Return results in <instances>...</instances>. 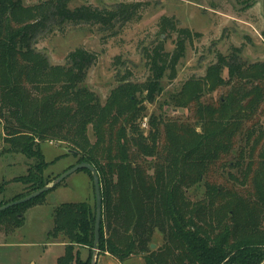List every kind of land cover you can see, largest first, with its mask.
<instances>
[{
  "label": "trees",
  "instance_id": "trees-1",
  "mask_svg": "<svg viewBox=\"0 0 264 264\" xmlns=\"http://www.w3.org/2000/svg\"><path fill=\"white\" fill-rule=\"evenodd\" d=\"M20 1L0 0V120L8 152L37 163L34 172L29 169L27 173L33 176L32 192L46 187L43 173L50 164L41 145L48 141L66 144L78 164L89 163L101 178L104 211L99 254L107 252L121 262L141 257L146 264H263L264 177L259 175L264 176V133L255 140V131L246 134L251 161L243 165L241 149V160L236 163L244 177V171L253 174V191L244 195L202 182L233 152L236 138L264 103V65L247 68L240 60V48L229 56L219 53L217 65L205 80H211L214 90L228 84L227 99L203 105L200 96L188 90L194 108L208 114L201 125L203 134L199 136L179 121L153 124L152 120L153 130L145 136L138 124L144 117L143 108L135 88L126 85L130 75L119 81L123 86L102 105L85 85L97 60L95 52L77 48L66 59L68 70L58 69L33 45L35 33L50 21L113 29L140 20L150 4L122 2L104 9L90 5L71 10L72 0H52L50 11L23 24L14 18ZM158 27V40L143 49L150 71L146 99L153 102L163 91L162 80L176 78L188 44L195 35L201 37L179 28L173 17H162ZM174 34L178 38L169 52L166 44ZM120 60L117 57L115 63ZM225 70L228 83L222 79ZM214 116L220 118L213 120ZM89 127L95 134L94 144L89 140ZM83 171L92 178L89 171ZM202 184L205 198L191 200L190 189ZM46 194L0 212V226L16 230L26 211L42 204ZM96 214L86 202L64 203L55 210L50 236H62L68 242L58 264H92ZM157 232L163 235L164 244L152 250ZM81 248L89 250L86 259L81 258Z\"/></svg>",
  "mask_w": 264,
  "mask_h": 264
},
{
  "label": "rangeland",
  "instance_id": "rangeland-1",
  "mask_svg": "<svg viewBox=\"0 0 264 264\" xmlns=\"http://www.w3.org/2000/svg\"><path fill=\"white\" fill-rule=\"evenodd\" d=\"M51 1L21 0L18 5L20 11L17 9L14 16L16 22L33 23L36 17L51 10ZM122 2H143L150 6L142 13L140 20L107 30L94 24L50 21L35 33L33 48L45 55L53 68L58 69L66 68L68 55L77 48L95 52L97 60L88 71L85 85L96 94L102 105L107 103L112 92L123 86L119 81L130 75L127 82L129 84L126 85L135 88V97L143 108L144 117L138 124L145 136L153 130L152 120L153 124L179 121V124L190 125L199 136L203 134L201 125L205 123L208 114L205 109L202 113L195 109L188 90L197 93L203 105L217 104L227 99L231 88L228 84L214 90L211 80H205L217 65L219 53L229 56L234 48H240V60L247 68L250 65H264V0H72L69 8L74 10L91 5L104 9ZM162 17L175 18L179 28H188L201 37L195 35L193 42L188 44L186 56L178 64L176 78L170 80L167 76L162 80L163 91L153 102L146 99L145 89L150 83V71L146 66L143 49L153 46L158 40V26ZM177 38L178 35L174 34L167 41V51L174 50ZM117 57L121 58L120 64L115 63ZM222 79L228 83L227 70L223 71ZM185 93L188 94L183 95ZM200 114L203 115L200 117ZM254 115L252 121L245 124V132L236 138L233 152L222 158L217 167L206 174L203 184L207 181L214 182L244 195L253 191V174L249 175L244 171V177L243 169L236 166V163L241 160V154L243 165L251 161V143H246V134L255 131L252 138L255 140L259 133H264V103ZM219 118L214 116L213 120ZM3 124L0 120V186L4 182L10 183L0 188V207L33 193V176H27V173L29 169L34 172L37 166L35 160L29 161L22 154L8 152ZM88 131L89 140L94 144V131L91 127ZM41 148L46 163L50 164L43 173L46 187L78 164V159L66 144L48 141ZM241 149L242 153L239 155ZM57 158L60 159L54 162ZM254 158L258 162L257 154ZM261 172L264 174V170ZM259 177L264 176L260 174ZM203 184L190 189L191 200L205 198ZM79 202L88 203L96 211L93 178L83 170L68 176L63 183L48 191L42 204L26 211L22 224L16 230L0 226V264H58L55 260L58 247L46 245L51 240L50 233L54 229L55 210L64 203ZM163 244V235L157 232L152 244L155 249L152 250L160 249ZM87 252L89 253L88 249Z\"/></svg>",
  "mask_w": 264,
  "mask_h": 264
},
{
  "label": "water",
  "instance_id": "water-1",
  "mask_svg": "<svg viewBox=\"0 0 264 264\" xmlns=\"http://www.w3.org/2000/svg\"><path fill=\"white\" fill-rule=\"evenodd\" d=\"M71 153H73V152L71 151ZM80 170L89 171L92 175V178L94 179V192L96 194L97 214H96V222H95V226H96L95 227V246L93 249L92 264H97V260H98L97 257L99 255L98 246L100 243L99 241H100V236H101V222H102L103 211H104L103 210V194H102V189H101V178H99V175H98L96 168L93 167L92 165H90L89 163H86V162L79 163L74 168L63 173V175L60 176L59 178H57V180L52 185H47V187H44L43 189H40L36 192H33L28 197H25V198L20 199V200H16V202H12V203H9L7 205L0 207V212L5 211V210L10 209V208H13V207H16L18 205L28 203V202L32 201V199L38 198V197L42 196L43 194H46L48 191H51L52 189H54L55 187H57L61 183H63V181L68 176H70L76 172H79ZM152 249H155V245H152ZM263 264H264V262H263Z\"/></svg>",
  "mask_w": 264,
  "mask_h": 264
},
{
  "label": "crops",
  "instance_id": "crops-1",
  "mask_svg": "<svg viewBox=\"0 0 264 264\" xmlns=\"http://www.w3.org/2000/svg\"><path fill=\"white\" fill-rule=\"evenodd\" d=\"M5 183L9 184L10 182H4L3 184H5ZM50 238H51V240H49L48 244H46V245L47 246L50 245V246L58 247L59 252L56 253L57 255H56V258H55V260H57V262H58L60 257L65 255L66 246H67L68 242H67V240H63L64 238L62 236H59L57 238H54V237L50 236ZM80 254H81V257H84V259H86V257L88 256L87 249L86 248H81ZM97 258H98L97 264H146L145 260L143 258H138V257L137 258L136 257L130 258L126 262H121L116 257L111 256L107 252L100 253Z\"/></svg>",
  "mask_w": 264,
  "mask_h": 264
}]
</instances>
